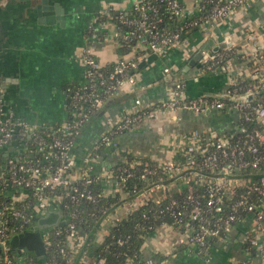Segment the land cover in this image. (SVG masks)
Instances as JSON below:
<instances>
[{
  "label": "built area",
  "instance_id": "obj_1",
  "mask_svg": "<svg viewBox=\"0 0 264 264\" xmlns=\"http://www.w3.org/2000/svg\"><path fill=\"white\" fill-rule=\"evenodd\" d=\"M253 1L256 0H193V6L188 7L182 0H133L130 9L101 6L97 18L106 15L108 20L112 19L113 37L133 51L134 56L121 58L106 67L87 44L80 57L84 81L67 89L73 114L58 126L51 138L37 132L38 126L13 113L0 116V149L8 148L0 173V264H16L10 255V239L36 230L34 218L54 209H59L61 219H68L69 223L42 231L46 253L52 252L46 264H82L80 258L95 237L88 239L79 221L86 211L79 208L89 202L98 210L88 211V216L98 217V212L105 216L109 209L100 207V201L108 195L107 186L123 192V182L133 173L124 169L119 182H110V170L93 172L85 167L76 175V138L109 98L126 84L138 85L135 72L142 63L149 62L152 55L167 60L175 48L188 47V38L203 30H207L210 39L195 48L191 57L201 52L199 63L206 72L227 63L232 67L238 60L241 64L236 65L238 79L220 95L190 97L185 83L172 76L165 100L150 104L135 98L132 110L99 135L92 153L84 161L88 164L99 157L102 149L117 147L118 135L169 111L185 109L195 115L224 109L238 112L237 130L231 135H206L199 128L181 133L179 163L158 166L166 176L178 174L179 179L183 178L185 192L181 198H170L159 213L169 214L170 225L183 228L187 243L202 253L214 241L228 242L233 230L243 225L247 258L238 264H264V14L248 31V51L244 55L228 38L217 50L214 44L204 49L215 36L216 28ZM115 11L114 19L110 16ZM90 36L97 38L94 28ZM172 72V67L165 63L163 73ZM29 142H32L30 146ZM157 168H145L141 177L156 174ZM100 183L105 188L96 191L94 186ZM66 199L76 206L69 213L64 210V206L68 208L63 205ZM144 259L146 264L166 263V259L156 261L152 256ZM87 264H106V260L96 257L94 252ZM124 264H136V256H127Z\"/></svg>",
  "mask_w": 264,
  "mask_h": 264
},
{
  "label": "crops",
  "instance_id": "obj_2",
  "mask_svg": "<svg viewBox=\"0 0 264 264\" xmlns=\"http://www.w3.org/2000/svg\"><path fill=\"white\" fill-rule=\"evenodd\" d=\"M182 1L188 7L193 6V0ZM41 2L0 0V116L13 113L31 125L52 128L71 116L67 89L70 84L84 81V65L80 57L87 44H90L95 56L106 67L121 58L134 56L133 51L124 48L113 37L115 24L112 19L106 21L112 24L111 29L97 22L98 12L106 2L107 6L120 10L130 9L133 0H49L46 8L59 5L52 24L42 23V19L49 17L45 12L51 11L45 10L42 15L41 8L38 14L36 6ZM263 14L264 2L260 0L240 7L215 29V36L210 40L214 48L223 45L225 38H228L230 44L240 47L239 52L244 55L248 51V31ZM93 28L97 35L95 39L90 36ZM191 36L199 41L198 45L190 42L188 47L182 45L175 48L166 62L161 60L156 64L154 62L159 59L155 58L140 66L135 72L138 85L126 84L118 94L107 100L99 115L83 130L75 146L76 175L79 176V171L85 167L91 168L93 172H107L116 162L126 161L127 154L162 165L177 164L181 159L179 136L193 128H199L206 135L235 133L239 114L232 109L211 110L202 115H195L185 109L169 111L118 135L117 147L103 149L99 157L88 164L84 161L92 153V146L99 135L127 114L128 108L134 106L135 98L140 97L150 104L165 100L172 76L175 75L185 83L190 97L201 94L220 95L230 83L238 79L236 65H241L238 60L232 67L227 63L211 72L204 71L199 61L192 64L194 57L191 54L203 39H200L201 33L198 31ZM165 63L172 67V74L163 73ZM243 69L247 70L245 66ZM15 141L18 142V139ZM7 152L0 149V173ZM177 175L165 176V180L151 184L133 197L124 189L123 192L122 189L117 192L113 186H107L108 195L118 193L120 198L101 219L93 244L80 258L82 264L91 261L111 227L135 208L185 190L186 181ZM245 231V226H238L228 242L214 241L202 253L187 243V235L182 228L162 225L146 237L141 253L143 257H162L166 259L165 264H238L247 258L244 252ZM27 253L15 254L20 259L19 264H27L24 260ZM39 261L42 264V258Z\"/></svg>",
  "mask_w": 264,
  "mask_h": 264
},
{
  "label": "trees",
  "instance_id": "obj_3",
  "mask_svg": "<svg viewBox=\"0 0 264 264\" xmlns=\"http://www.w3.org/2000/svg\"><path fill=\"white\" fill-rule=\"evenodd\" d=\"M116 11L111 13V18L115 19ZM108 17L101 16L97 18V22L99 24L106 22ZM170 27L173 28L172 22L168 21ZM192 33V32H191ZM126 48L124 45H122ZM108 67V66H107ZM79 84H70V88H75ZM68 87V88H69ZM71 107V105H70ZM102 110V109H101ZM100 110V111H101ZM95 112L92 116V119L99 115V112ZM71 116L73 114V109L71 108ZM70 116V117H71ZM92 121V120H90ZM60 126V124H56L52 128L50 127H39L37 132L42 135L51 138L55 135V130ZM86 128V127H85ZM83 133V131H82ZM81 133V134H82ZM80 134V136H81ZM76 138V143L78 142L79 137ZM32 142H29V146ZM103 150V149H102ZM5 159V158H4ZM4 167V164H3ZM157 168V173L154 175H147L146 178H142L141 175L144 172L145 168ZM129 169L133 174L125 182H123V189L133 197L138 193L142 192L151 184L158 182L160 180H165V174L163 173V169L158 166V163L152 161L150 159H141L137 158L131 154H127V160H120L116 162L110 169L111 178L110 182H119V175L123 173L124 169ZM104 187L103 183L94 186L96 191H99ZM105 188V187H104ZM184 190L181 193H173L168 197H164L160 201H148L145 204H142L135 208L128 216L123 218L122 220L116 222L109 233L106 235L103 243L96 249L95 256L100 257L106 260V264H124L127 256H136V264H146V261L141 253V247L144 244V241L148 235L153 233L158 227L164 224H170L172 218L169 214H160L159 210L164 207L170 198H181L184 194ZM120 195L118 193H114L111 195H106L100 201V207H104L110 209L111 205L119 201ZM63 205H68V208L64 206V210L66 213H69L76 206L72 205L67 199L63 203ZM94 204L89 202H84L79 209H84L86 212L82 214L79 221H81V225L83 229L88 234V239H93L96 235V232L99 228V223L101 219L104 217L101 212H98V217H90L87 212L93 210ZM96 211L98 210L95 208ZM183 229V228H182ZM122 239L123 244H119L118 241ZM52 252H47L44 257H42V264L49 262L51 258ZM126 253V255H124ZM10 255L13 261L16 264H19V258L10 250ZM154 260L160 261L163 258L157 255H151ZM23 257V256H21ZM24 260L27 264H41L38 261L34 260V256L29 252L26 254Z\"/></svg>",
  "mask_w": 264,
  "mask_h": 264
},
{
  "label": "water",
  "instance_id": "obj_4",
  "mask_svg": "<svg viewBox=\"0 0 264 264\" xmlns=\"http://www.w3.org/2000/svg\"><path fill=\"white\" fill-rule=\"evenodd\" d=\"M49 0H42L40 5H37V11L39 14V10L42 8V15H44L43 11L50 10L51 12H45L46 15L49 17L44 20L42 19V23L46 24H52L54 23V15L56 16L58 14V4L55 5V8H46L48 5ZM42 6V7H41ZM52 7V6H51ZM213 46V42L210 41L208 44L204 47L206 49L207 47ZM218 48H214V50H217ZM202 53L198 52L194 58L192 59V64L197 63L199 59L201 58ZM157 58L156 55H152L150 57L149 61H152L153 59ZM145 63H142L140 66H144ZM199 66V64L197 65ZM3 151H7L8 148L4 146L1 148ZM62 214L59 211V209H54L46 212L40 217H35L34 221L36 222V230L28 231L25 233L14 235L10 239V248L12 249L14 254H20L22 251H27L30 254L34 256V260L38 261L39 258H42L46 255V247L45 242L42 237V231L48 230L53 227H63L66 224L69 223V220H62ZM2 249V245H0V250Z\"/></svg>",
  "mask_w": 264,
  "mask_h": 264
},
{
  "label": "rangeland",
  "instance_id": "obj_5",
  "mask_svg": "<svg viewBox=\"0 0 264 264\" xmlns=\"http://www.w3.org/2000/svg\"><path fill=\"white\" fill-rule=\"evenodd\" d=\"M107 3L108 2H106L105 3V5H107ZM104 25H105V28H107V29H111V23L110 22H105L104 23ZM208 38V33H207V30H203L202 32H201V37H200V39L202 40V41H205L206 39ZM189 43L191 42V43H195V44H199V41L198 40H195V37L194 36H190L189 38ZM196 45V46H197ZM143 49H146L145 47L143 48ZM161 60L163 61V58H160L158 61L156 60V62H154V63H156V64H158V62L160 61L161 62ZM179 72H180V70H179ZM132 110V108H128V110L126 111V113H129L130 111ZM48 212V211H47ZM44 264H46V263H44Z\"/></svg>",
  "mask_w": 264,
  "mask_h": 264
},
{
  "label": "flooded vegetation",
  "instance_id": "obj_6",
  "mask_svg": "<svg viewBox=\"0 0 264 264\" xmlns=\"http://www.w3.org/2000/svg\"><path fill=\"white\" fill-rule=\"evenodd\" d=\"M32 255V254H31Z\"/></svg>",
  "mask_w": 264,
  "mask_h": 264
}]
</instances>
